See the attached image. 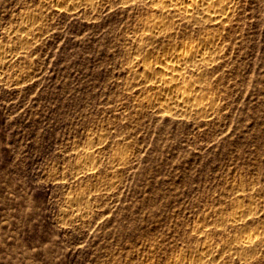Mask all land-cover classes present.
I'll return each instance as SVG.
<instances>
[{"label":"rangeland","instance_id":"rangeland-1","mask_svg":"<svg viewBox=\"0 0 264 264\" xmlns=\"http://www.w3.org/2000/svg\"><path fill=\"white\" fill-rule=\"evenodd\" d=\"M60 3L0 0V264H264V0L151 41L173 18L154 0ZM210 29L221 47L196 74L216 112L160 109L131 56Z\"/></svg>","mask_w":264,"mask_h":264},{"label":"bare ground","instance_id":"bare-ground-1","mask_svg":"<svg viewBox=\"0 0 264 264\" xmlns=\"http://www.w3.org/2000/svg\"><path fill=\"white\" fill-rule=\"evenodd\" d=\"M59 1L61 3H70L75 6L80 3H87L90 6L94 5V0ZM154 1L156 4H153L157 5V7L160 6L163 11H166L165 13H170L173 18L172 20L151 19L152 21L149 23L146 22L147 33L145 37L148 41L150 39L158 38L159 36L170 34L172 29L171 24L177 23L181 20H193L203 24H214L221 22L230 15L232 7L231 4L233 0ZM35 18L36 17H34V15L26 14L22 17L21 21L23 25L27 29L29 28L28 30H30L33 28L34 23L36 22ZM220 37L221 34L218 30L210 29L199 32L192 38L189 37L187 40L181 41L178 46H172L171 44L166 45V47L157 54L154 61L139 58L137 55H132L129 62L131 61L132 63L140 64L142 66V71H140L141 73H136L139 74L142 82L147 85L149 89L148 99L155 100L156 105L164 111L169 112V110L174 109L177 114L188 116L192 114H200L205 120L212 117L216 112L215 110H217L216 108H218V103L208 93L202 92L198 89L199 87H197V85L200 86V81L199 76L197 75L199 72L196 74V71L205 69L215 60L216 55L221 47ZM143 41L144 40L142 38L141 40H138L137 46H143ZM135 43H137V41H135ZM4 57L5 53L0 51V61H2ZM137 74L136 76H138ZM193 76L195 77L194 79L191 78ZM94 155L95 154H93L91 150L84 152L81 156H79L77 162L80 167L84 168L85 170H90ZM72 201L74 202V200ZM73 202H71L70 205H72ZM234 211L235 212L231 216V220L236 222L241 218V214L249 213L251 209L246 206L242 207L239 205L236 206ZM259 240L260 237L258 232L250 231L242 234L240 237H237L233 245L239 248L242 252H245L253 245H256ZM207 248L208 247L206 246V249ZM190 258L193 260L192 257Z\"/></svg>","mask_w":264,"mask_h":264}]
</instances>
